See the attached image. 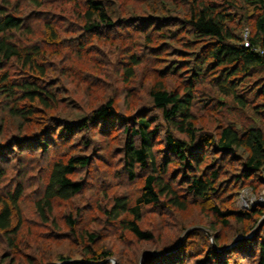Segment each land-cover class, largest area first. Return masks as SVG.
I'll list each match as a JSON object with an SVG mask.
<instances>
[{
	"label": "rangeland",
	"instance_id": "rangeland-1",
	"mask_svg": "<svg viewBox=\"0 0 264 264\" xmlns=\"http://www.w3.org/2000/svg\"><path fill=\"white\" fill-rule=\"evenodd\" d=\"M9 1L13 3L14 0ZM118 1L127 7V13L116 19L121 25L90 32L83 31L79 17L86 7L85 0H45L44 9L37 10L41 15L32 11L29 5L24 6L32 34H28L29 40L23 35L20 40L26 43L36 41L42 47L41 62L49 69V74L40 82L43 86L53 87L55 98L49 100L51 107L34 104L32 114L24 124V132L18 130V121L10 119L0 109V122L6 127L0 134V152L5 153L2 158L15 156L10 165L0 161V168H6L0 185L6 191L21 184L25 194L21 203L23 225L17 235L21 247L14 249L7 245L0 234V264H70L73 261L79 264H160L162 259L170 257L175 264H251L249 255L253 246L247 247L243 237L264 221V215H255L253 220L246 216L231 218L226 225L211 210L214 205L222 209L232 207L250 211L257 207L264 210V184L257 180V175L252 177L253 181H237L241 166L233 158H230L232 165L224 179V190L216 200H193L186 210L163 205H151L143 210L140 225L154 233L155 238L151 241L138 239L122 227L120 220H111L105 213V208L111 207L115 197H127L134 202L140 195L146 171L138 168L136 178L131 182L123 167L124 147L129 136L124 128H133V119L159 117L161 128L154 140L155 154L160 163L165 157L172 158L169 176L181 177V162L175 154L165 153L166 125L161 110L153 103L150 90L163 80L168 89L184 93L195 69L194 57L184 44L187 38L180 24V20L188 15L186 0ZM156 17L170 19L168 23L163 22L161 31L151 29L157 21L154 25L149 24ZM46 20L52 21L57 28L55 42L50 40L45 29ZM244 24L237 19L231 26L240 33ZM144 25L149 29L150 42L135 29H142ZM175 30L178 36H166ZM134 53L140 56V64L135 66L133 77L125 78L124 67L129 65L128 58ZM13 68V77L17 81L28 77L27 69L21 65ZM211 77L193 87L197 95L192 105L195 125L215 134L220 125L238 123L246 126L253 112L234 108L231 97L224 98L225 105H219L216 99L219 93L208 82ZM210 95L215 101L209 99ZM111 97L115 99L116 108L110 122L94 121L88 132L75 130L69 134L70 138L62 136V140L68 138L72 144L66 146L68 154L88 155L91 162L73 175L83 183V191L70 200L55 201L50 219L43 220L35 209V201L48 181L49 163L64 156L65 150L63 152L58 147L60 150L57 148L56 152L52 147L45 151L40 139L42 142V139L52 138L54 144L61 139L62 133H55L64 123L90 116L92 110ZM15 136L18 138L14 139ZM91 137L93 141L84 148L83 141ZM261 175L264 178V173ZM68 215H73L76 220L74 230L66 220ZM17 221L16 218L14 223ZM90 233L97 236L94 241L89 239ZM211 235L223 246L213 247ZM210 247L214 248V256L210 255ZM89 249L99 254L105 251L111 254L92 263ZM61 257H69L71 261L61 262Z\"/></svg>",
	"mask_w": 264,
	"mask_h": 264
},
{
	"label": "trees",
	"instance_id": "trees-1",
	"mask_svg": "<svg viewBox=\"0 0 264 264\" xmlns=\"http://www.w3.org/2000/svg\"><path fill=\"white\" fill-rule=\"evenodd\" d=\"M158 1L160 0L151 2ZM185 2L189 6V11L188 15L180 20V24L181 31L187 38L184 44L190 48L195 61L192 80L189 81L190 85L184 93L168 89L163 80L158 81L150 90L153 103L161 110L166 125L165 153L177 156L176 159L181 162L182 169L179 171L181 177L169 176L172 158L165 157L160 163L159 157L155 154L154 140L161 128L159 117L154 115L133 119L135 122L133 128L129 126L124 128L129 136L124 147L123 167L131 182L135 180L138 168L146 171L140 195L134 202L127 197L117 196L113 199L111 207L104 210L109 219L120 220L122 227L140 240L151 241L155 238L152 231L144 230L140 225L146 207L163 205L167 208L186 210L193 200L204 202L216 200L224 190L227 169L232 165L230 158L238 161L241 166L240 173L236 175L237 181H253L252 177L257 175V180L264 184L261 175L264 173V0ZM25 5L32 7V11L43 10L45 0H14L13 3L2 0L0 4V109L9 115L10 119L18 121L17 128L23 132L26 131L24 124L32 114L34 104L51 107L49 100L55 98V94L52 93L53 87L43 86L40 82L49 74V69L41 62L44 54L42 47L36 41L23 43L20 40L22 35L29 40L28 34H32L31 24L26 22ZM85 5V9L79 14L85 32L102 28L110 30L120 26V21L116 22V19L127 13L126 5L121 6L118 0H85ZM37 13L41 15V11ZM237 19L240 24L245 23V26L240 28V33L231 26ZM169 20L156 17L149 24L154 25L157 21L151 29L161 31L164 27L163 22L168 23ZM44 25L51 37L50 40L55 42L58 38L55 24L46 20ZM135 29L144 34L146 41L152 40L147 26ZM166 36L175 38L178 33L175 30ZM245 42H248V45H245ZM128 62L129 65L124 67L125 78L134 76V68L140 64V56L136 53L131 54ZM14 65H21L27 69L28 77L17 81L13 77ZM176 66L177 64L172 69ZM209 76L212 77L208 82L219 93L216 97L219 105H225L224 98L231 97L234 108L253 112V115H249L250 122L246 126L238 123L220 125L215 134L195 125L192 105L197 95L194 94L193 87L195 83L204 81ZM209 99L215 101L211 95ZM115 108V99L111 97L92 110L90 116L64 123L55 133H62L61 139L56 140L54 144L51 142L52 138L42 139V142L40 139L39 143L44 144L42 149L45 151L52 147L56 152L58 147L62 151L65 150L64 156L57 157L49 163L48 181L43 193L35 201V209L43 220L50 219L49 214L53 211L55 201L70 200L83 191V183L74 179L73 175L79 169L87 168L91 162L88 155L68 154L66 146L71 147L72 144L70 145L68 138H65V141L62 138L69 137L75 130L88 132L91 122L100 120L110 122L115 115ZM5 128V123L0 122V134H3ZM16 138L18 137L15 136L14 139ZM92 141V137L85 139L83 147H89ZM13 143L14 141L9 145ZM19 153H22L21 150ZM4 154L3 151L0 152V161L4 160L10 165L15 156L2 158ZM5 172V167L0 168V184ZM1 187L0 185V234L7 245L18 249L21 242L17 235L23 225L21 211V203L25 198L23 186L17 184L6 191ZM211 210L212 214L224 220L226 225L231 218L242 219V216H246L253 220L255 215H264V210L257 207L250 211H242L232 207L222 209L219 205H214ZM16 218L18 221L14 223ZM66 220L71 230H74L76 220L73 219V215H68ZM263 232L264 221L249 235L243 237L247 247L253 246L249 255L251 264H264ZM96 237L93 233L89 234L91 241ZM211 238L213 247L223 246L219 239H214L212 235ZM213 247H210L209 252L214 256ZM89 254L90 262L93 263L101 261L111 253L105 251L99 254L89 249ZM60 259L61 262L71 261L69 257ZM70 264L79 262L73 261ZM160 264H175V261L170 257L162 259Z\"/></svg>",
	"mask_w": 264,
	"mask_h": 264
},
{
	"label": "built area",
	"instance_id": "built-area-1",
	"mask_svg": "<svg viewBox=\"0 0 264 264\" xmlns=\"http://www.w3.org/2000/svg\"><path fill=\"white\" fill-rule=\"evenodd\" d=\"M245 45H248V42H245Z\"/></svg>",
	"mask_w": 264,
	"mask_h": 264
}]
</instances>
